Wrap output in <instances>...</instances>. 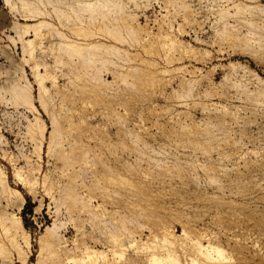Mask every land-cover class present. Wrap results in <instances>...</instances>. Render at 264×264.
<instances>
[{
  "label": "rangeland",
  "instance_id": "1",
  "mask_svg": "<svg viewBox=\"0 0 264 264\" xmlns=\"http://www.w3.org/2000/svg\"><path fill=\"white\" fill-rule=\"evenodd\" d=\"M7 1L0 0V175L4 178V180L1 178L2 182L0 180V217H5V219L9 217L12 218L13 214L11 215V213L17 211V207L14 205L15 198L14 196H11L12 191L10 190L11 188L18 189L24 197L18 215L20 217V222L28 231L30 245L27 247L28 250L26 247L24 248L23 244L21 245V248L17 245L18 248L21 250L23 249L22 251L19 250L17 246H15L16 242L13 244V241H11L12 238L8 240L9 236L2 233L1 221L4 219H0V244L3 246L2 248L0 246V264H34L37 257L38 236L46 226L52 224L54 221H56L55 223L58 226L57 232L59 233V236L63 238V241H66L64 242L66 248H77V246L83 248L85 246H91L92 244V246L96 248L105 249L106 245L110 243L111 237L122 231L121 228L126 224L130 225L131 229L134 227L133 230L140 231L142 238H145L149 233V227L147 225L150 224V226L153 227V225L156 224L154 226L155 231L159 235L162 232L159 226L164 223L175 232H179L182 226L185 225L188 235H190L189 232L191 234H200L201 232L200 236L204 233L203 236H206L201 238L203 239L202 242L207 243V241H210L212 244L214 243L215 246L224 248L227 252H230L233 255L234 260H236V263L238 262V264H264V99L263 97H260L264 95V0H257V2L254 0L256 5L253 3V0H245L248 5L244 1L241 2V4H243L240 5V2H237L236 0H215V2H211V0H185L184 2H182V0H118V2L122 1V5L118 2L113 3V0H106V2L105 0H100L101 2L99 0H80V3L76 2V0H59L58 3V0H51V3L49 0H27V2L24 3H29L27 5L23 3V10L20 8L21 6L18 10L17 6H19L20 2H17L18 5L15 4L17 8H14L15 5L10 6V2ZM63 1H65V3L68 2L62 4ZM135 2H137V8H135ZM38 3H40V6ZM75 3L78 5L80 4L79 6L81 8L75 6ZM43 4H45V9ZM111 4L114 7L116 6L115 4H119V7L121 5L119 8L121 12L118 10V7L110 8ZM126 4L128 6H126ZM251 4H254V6ZM258 4L259 6H257ZM34 5H37V7ZM51 5L53 7H51ZM235 5L241 6L240 9L244 8V10H236L239 9V7L237 8ZM27 6L31 10H26ZM57 7L61 8L63 11L61 12L60 9L57 10ZM122 7L126 10H122ZM84 8L87 10H84ZM107 8H110V10L109 13L105 15L108 12ZM116 8L120 14L115 12ZM79 9L80 11H78ZM250 9L254 10L251 12ZM70 10L71 14H68L70 13ZM235 10L237 13H234L236 12ZM21 11L22 13L27 12V18L23 17L25 14L22 15ZM42 11L45 14H43ZM56 11H59V13ZM248 11H250V14ZM114 12L116 15L120 16H117L118 18L124 17L122 15L125 14H131L132 25H135V20L144 25L145 32L141 30L144 34L142 32L138 33L137 31V37H139L141 33V39L139 38L138 40L139 42H137L138 38L136 37V32L132 30V26L131 29L129 28L128 30H132L131 32H134L135 35L130 33L132 38L129 36V31L125 28H128V25H123L125 24V21L123 20L125 18H122L124 22H121V24L123 23L122 28L126 30L120 28L122 33L125 35L126 32V36L129 37L125 36V39L123 34L120 33L123 40L122 38H120L121 40L118 39L120 36V28L118 33L116 31L117 29L114 30L116 31L114 33L119 35L118 38L115 37V40L112 39V37L111 39L110 37H106L103 30L107 29L109 32L111 31L109 27L113 24V26H116L119 22V20H115L116 23H112L114 22L112 20L116 17L113 16L115 15ZM30 13H32L33 16ZM62 13L63 16H65V19L60 21V17L61 19L63 18ZM86 13L89 15H86ZM251 13H256L255 19H253L255 17L253 15L255 14L252 15ZM100 15L102 17H99ZM251 15L253 17H251ZM34 16L36 17L34 18ZM57 16L59 19H57ZM70 16L73 18V22L72 19L69 18ZM41 17H43V19ZM167 17H171V19L168 20ZM76 18L77 20L79 19V24L80 22L82 23V21L83 23L86 22L89 18L90 21H88L91 26L90 24L87 26L88 23H85V31V26H80ZM84 18L87 19L84 21ZM36 19L39 21L43 20L42 23L40 22L41 25L38 23L40 26L37 24ZM96 19V22L99 24L95 22ZM101 19L103 21H101ZM110 20L112 22H110ZM252 20L253 22L251 24L249 21ZM46 21L47 25L45 24ZM107 21L108 23H106ZM16 22H21V24H16ZM48 22L52 27L48 25ZM74 22L76 23L73 24ZM128 22L130 21L127 20L126 23ZM167 22L173 23L174 26L172 24V26H170ZM24 23L28 24L26 25ZM92 23L95 25V29H100V33L98 32V29L96 30L97 35L96 32H94L95 35L93 34L92 37L91 35L94 29L92 28V33L88 32V34H91V37L86 34V36H89H87V38L84 33L83 35L86 38L83 39L82 34L79 33H83L82 31L87 33V28L93 27ZM63 24L66 25L64 26ZM119 24L120 23H118L117 26H120ZM30 25H35V31L36 28H40L39 32L42 31L40 32V38H38L39 36L36 38L39 32H35L33 28L31 29ZM74 25H78L79 28ZM98 25H101L102 27ZM159 25L161 26L160 28ZM224 25L227 27H224ZM228 25L229 27L230 25L233 26L232 29L230 27L231 31L229 30ZM26 27H29L26 31L27 33L24 32L25 29H27ZM222 27H224V33H222L221 36L220 34H217V30H222ZM20 28L25 29L22 31ZM69 28H72V30ZM148 28L152 34L154 33L153 35L148 32ZM225 28L230 32L225 31ZM75 29H77L79 37L77 32H75ZM79 30L81 31L79 32ZM246 30H248V35L251 32L255 33L253 34L254 37H252L253 35H249V38L245 37L248 36L245 35L247 34L245 32ZM15 31L17 32L15 33ZM32 32L36 35H32ZM108 32L107 36H110L111 33L108 35ZM225 32L227 34H225ZM244 32L245 34H243ZM19 33L22 37H20ZM74 33L76 36L73 35ZM114 33H112L111 36L115 35ZM16 34L19 35V39ZM155 34L157 35V39L156 37L154 38V36H156ZM223 34H225L226 37ZM240 34H243L245 39H243L244 37L240 36ZM70 35L73 36V40L70 38ZM62 36L64 37L62 38ZM238 36L240 37L238 38ZM94 37L95 39L97 38V40L100 38L98 43ZM151 37L153 38L152 40ZM29 38H31V40ZM127 38H130L131 44L128 43L129 40ZM75 39L78 41L79 46H77V41H75ZM124 39L126 43L123 42ZM144 39H148V41L144 42L146 41ZM154 39L155 41H158L154 43ZM171 39L173 40V43L171 42ZM23 40L24 42L26 41L27 44V41L35 42V48H30V55H27V50L25 48L27 47V44L22 43ZM84 40L85 44L86 41L87 43L88 41L91 43L88 44L91 48H89L87 44H82ZM100 40L101 44L99 43ZM257 40L260 42H257ZM142 41L144 45L142 44ZM69 42H71V44ZM137 43H140L142 49ZM147 43H151L150 47L152 45L154 48L151 47V50ZM62 44L64 47H62ZM190 44L193 45L192 49L195 47L193 50L188 49L190 48L189 46H191ZM82 45L84 47H82ZM146 45L148 47L147 49L145 47ZM85 46L90 49H88L89 51L93 48V51H100L99 49H101V54L99 52V55L94 54L93 57L91 56L93 54L92 52V54L88 56L90 52L88 51L87 54V50H84V48H87ZM119 47L121 49H119ZM183 47H186V49ZM23 49L26 51V54L23 53L25 52ZM107 49H118L119 51L117 50L118 54H116L114 50L113 54V51L110 52L109 50L108 54H112V56L110 55L109 57L105 52ZM143 49H149L151 51L149 52L148 50V54V52H145L144 50L143 54ZM138 50L141 51L142 54L140 52L139 55ZM74 51L77 52V55ZM121 51H123V55L121 54ZM124 51L125 55L128 54L129 57L127 55L124 56ZM170 51H173V54L172 52L170 54V56H173L171 58L169 56ZM176 51H179L180 54L178 55ZM163 52L164 54L167 52L166 55L168 57L166 55L164 56ZM81 53L83 55H81ZM68 54L71 56H68ZM182 54H185V56ZM79 55L82 56L79 57L80 60H78ZM115 55H120L118 57L116 56L118 59L117 61ZM175 55L176 59L174 58ZM86 56H88L89 59L92 57L94 59L96 58V61L97 56H101L102 59H104L103 61L106 62L107 60V62L104 63L103 61H97L96 63V61H93L95 62V65H91H94L95 68L94 66H90L88 61L85 62L88 58H86ZM138 56L139 58L146 59L147 62L144 59H140V61H144L145 66L155 57L156 59L154 58L153 61H159L156 64L158 67L161 65L163 69L155 67L157 65L155 64L154 66L153 63L155 62L153 61L151 62V65L155 68H152L151 65H147L144 69V65L142 64L143 61L142 63L139 61L142 66L138 62ZM68 58H71V60ZM82 58H85V60L83 61ZM132 58L133 60H131ZM75 60L76 63L83 61L81 62V65H85L84 67L82 66L83 69L89 65L91 71L87 68H85V70L87 69V71H90L91 75L89 72L83 70L80 64H76ZM165 60L170 62L167 63ZM231 61L237 62L236 64L239 66L236 71H230L228 73ZM84 62L85 64H83ZM68 63H70L69 66ZM179 65L182 66L180 67ZM242 65L245 67L243 68ZM77 66L81 67V70L83 71L77 68ZM148 66L151 67V69ZM33 67L37 68V72L35 71L36 75L39 74V77H42L41 81L39 80V83L38 81L36 82L35 78L37 76L34 74L35 68L33 69ZM44 67L45 69H43ZM246 67L254 73L252 74L251 72L244 71ZM73 69L75 72L78 70L76 73L81 72L79 73L80 75L82 74L83 76L86 74V76L84 75L82 78L76 80L75 77L80 76L75 73L76 76L73 77ZM97 70L100 73H97ZM132 70L135 71L132 72ZM140 70L142 71L141 73ZM146 70H150V72H147ZM45 71L46 73H44ZM143 71H146L147 73H144ZM151 72H155L153 76H151ZM87 73L88 78L90 77L89 79H91V81L87 79ZM93 73L95 74L93 75ZM126 73L128 74L126 75ZM148 73H150V75H148ZM42 74H45L43 75L44 77L41 76ZM46 75L47 77L49 75L51 76L47 78ZM52 75L55 76L52 77ZM97 76L101 78V80H99ZM149 76L152 80L154 78V80L152 81L149 79L150 82H147V77ZM39 77L37 79H39ZM94 77H96V80ZM124 77H126V80ZM182 77H184L185 80L184 78L182 79ZM145 78H147L146 82L148 84L144 83ZM156 78L157 80L155 83ZM141 79L144 81L140 82L139 80ZM111 80L114 81L116 86H114V83ZM96 81L98 84L100 83L99 86L95 83ZM25 82L26 85L24 84ZM40 82L42 83L40 84ZM37 83L44 87V92L42 91L44 94L41 95V90L40 93L37 91L39 90L37 88H41V86L37 87ZM28 84H30L28 87L30 89L29 91L28 88H23ZM92 86L95 92L92 91ZM18 87L23 89H18ZM137 87L138 89L140 88L139 93ZM182 87L187 88L183 89ZM18 90L21 93H17ZM23 90L25 92H22ZM26 90L30 92L28 95H25ZM90 91L94 94L87 93ZM113 93L116 96H114ZM19 94L22 100L20 99L17 101L20 98ZM39 94L42 97L39 96ZM29 95H31V97H29ZM25 96L28 97L29 100L26 101L27 103L24 102V105L22 102L27 99H25ZM16 98L18 99L14 100ZM30 98L32 100L30 102L32 105L30 103L28 104ZM42 100L43 103L45 101L44 104L42 103ZM121 101L124 102L123 106L120 104ZM118 103L120 105H118ZM32 106H34V108ZM31 107L32 110H30ZM113 107L115 108V112L113 111ZM33 109H35L36 113ZM37 113L43 120L44 128L42 127L40 132L38 131V133H35V139L34 133H32V135L30 134L32 131L30 130L31 132H29L28 122L29 120L34 119V117L39 116ZM50 115H54V118ZM116 115H118V117ZM66 116L68 119H66ZM119 117H121V120ZM122 118H125L124 121ZM78 119L80 122H77L79 121ZM194 121L195 124H198L200 127L201 125L204 126V124L208 125H205L207 126L206 129L205 126L191 129L196 126L195 124L194 126L191 125ZM71 122L75 125L73 124V126ZM184 124L188 125L185 126L187 129L189 128L193 130L192 135H187L185 131H183L182 128H184ZM68 127L70 129L72 128L70 130V135L68 133ZM208 127L211 128L209 129ZM185 129L186 128H184V130ZM27 130L29 133H27ZM51 132H54V137ZM179 132L181 134H179ZM131 133L133 135H131ZM38 134H42L44 137H42V135L39 136ZM216 134H218V136ZM137 135L140 139L139 137H136ZM39 137H42L41 139L43 140ZM49 138L55 140H52V142ZM133 139L134 141H132ZM48 140H50L49 142H52V145L51 143H48ZM46 142L48 143L49 148ZM54 142L57 144L53 145ZM50 145L53 148H51ZM163 146H165V148ZM48 150L50 151L48 152ZM152 151H155V153ZM163 152H165V154ZM166 158L168 159L166 160ZM149 161L151 163L148 164V167L147 163ZM161 165L162 167H160ZM150 167L153 168L150 169ZM19 172L24 180L21 178ZM120 173H124L127 176L124 178L125 175L122 174V176ZM104 174H116V176L119 174L118 176H122L123 179H128L131 182V185L123 180L124 182H121V187L122 190L125 189L124 192L120 190L121 187L120 189L118 187V185L120 186V183L118 184L115 182V185L114 183L111 185L112 187L110 185L107 186L110 189H101V184L103 183L101 180H98V177L102 179L101 177ZM3 175L5 176L3 177ZM212 178H214V180ZM96 180L99 181L98 183L100 184L98 185L100 188L97 186ZM216 180L217 183L215 182ZM3 181L6 183V186L4 185V187L2 185L4 184ZM123 183L127 184L122 185ZM113 185L115 187H113ZM2 187L6 189H3ZM3 190H7L11 195L9 196V193H7V191L4 192ZM104 193L108 194L104 195ZM103 196L106 197V201L109 199L107 204H110H106V206L109 207V211L106 209L108 213H106V211L104 212L106 216H104L102 212L96 210V204L101 201ZM113 198L114 200L112 201ZM139 198L141 199V202H139V200L137 202V199ZM128 199L130 201H128ZM114 205H116V209L114 208ZM94 206L95 209L93 208ZM87 207L88 210L86 209ZM126 208L128 210H126ZM111 209L113 210L110 211ZM97 212L102 214L99 216ZM97 217L101 220L105 217H109L111 220L105 218L106 220L103 219V221H101ZM115 217L117 218L115 219ZM126 217L127 220H129L125 224L124 221L126 220L123 219ZM119 218L121 219L120 221H123L120 222L118 220ZM115 222H117V224ZM123 223L125 225H123ZM157 224H159V226ZM113 226H115V228L116 226L121 227L120 229L119 227L116 228L117 230L115 231L118 233H115ZM109 232L113 235H109ZM209 235L214 239H208V237H210ZM159 238L160 236L157 237L158 240ZM204 238H207L206 241ZM177 239L181 240L179 241ZM177 239H175L176 242L173 244H175V250L180 252L182 249H180L181 247L178 248V245L181 244L177 245V241L184 244V246H182L183 244L181 245L182 247H185L188 244H186L185 241L182 242V240L185 239L183 237ZM141 240L134 244H139V248L136 251L133 249L136 253H133L132 249L129 248L130 250L128 249V251L125 252L120 264H147L146 262L150 259L147 255L152 257L153 255L160 256L165 253L166 246L162 248L164 242H161L163 239H160V242L158 241L156 243L160 249H155L157 253L154 251L152 255H150L152 252H149V249H147L149 247H146L147 245L144 243L145 241L141 243ZM141 247H143V249H141ZM17 249L19 251H17ZM47 249L44 250L47 251ZM63 249L64 248L61 247L59 253L62 256H65L68 250ZM48 251H50V249H48ZM23 252L26 257H24L25 255ZM180 253L183 254V251ZM180 253L177 254V256L181 262H184V257H181L182 254ZM20 254L22 255V258L19 256ZM124 258L129 259L126 261ZM46 259H48V261L46 260L48 263L53 262H51V258ZM56 261L53 263L58 264V262H60L58 260ZM43 262L44 261H42V263ZM47 262H45V264H48Z\"/></svg>",
  "mask_w": 264,
  "mask_h": 264
},
{
  "label": "bare ground",
  "instance_id": "2",
  "mask_svg": "<svg viewBox=\"0 0 264 264\" xmlns=\"http://www.w3.org/2000/svg\"><path fill=\"white\" fill-rule=\"evenodd\" d=\"M6 1H7V0H6ZM22 1H23V2H22ZM31 1H34V0H31ZM39 1H40V0H39ZM42 1H43V0H42ZM47 1H48V0H47ZM53 1H54V0H53ZM65 1H66V0H65ZM65 1H63L62 4L65 3ZM81 1H83V0H81ZM85 1H86V0H85ZM85 1H84V2H85ZM96 1H97V0H96ZM96 1H95V2H96ZM99 1H100V0H99ZM184 1H185V0H182V2H184ZM187 1H192V0H187ZM187 1H186V2H187ZM236 1H237V2H240V3H239L240 5L243 4V3L241 4V2H243V1L245 2V0H236ZM249 1H250V0H249ZM251 1H252V0H251ZM7 2H10V3H9L10 6H14L15 4H17V2H20L19 6H17V7H18V10H19L20 8L24 7V6H23V5L25 4L24 2H27V0H26V1H25V0H10V1L8 0ZM36 2H37V1H36ZM44 2H45V1H44ZM49 2L51 3L52 1L49 0ZM55 2H56V1H55ZM58 2H59V0L57 1V3H58ZM67 2H68V1H67ZM67 2H66V3H67ZM76 2L80 3V0H79V1L76 0ZM100 2H101V1H100ZM105 2H106V0H105ZM114 2L116 3V2H118V0H117V1H114V0H113V3H114ZM121 2H122V1H121ZM121 2L119 1L118 3L120 4ZM133 2H134V1H133ZM139 2H140V1H139ZM182 2H181V3H182ZM211 2H215V0H214V1L211 0ZM216 2H217V1H216ZM237 2H236V3H237ZM246 2H247V1H246ZM246 2H245V3H246ZM256 2H257V0H256ZM23 3H24V4H23ZM28 3H29V2H28ZM28 3H26L25 5H27ZM41 3H42V2H41ZM50 3H49V4H50ZM57 3H56V5H57ZM66 3H65V4H66ZM69 3H70V2H69ZM82 3H83V2H82ZM82 3H81V4H82ZM107 3H108V2H107ZM136 3H137V2H135V5H136ZM234 3H235V2H234ZM245 3H244V4H245ZM250 3H252V2H250ZM253 3H254V0H253ZM7 4H8V3H7ZM9 4H8V6H9ZM53 4H54V3H53ZM73 4H74V3H73ZM83 4H84V3H83ZM90 4H91V3H90ZM98 4H99V3H98ZM98 4H97V5H98ZM100 4H101V3H100ZM102 4H103V3H102ZM119 4H118V5H119ZM133 4H134V3H133ZM133 4H132V5H133ZM237 4H238V3H237ZM237 4H236V5H237ZM239 4H238V5H239ZM246 4H247V3H246ZM246 4H245V5H246ZM254 4H255V3H254ZM254 4H251V5L254 6ZM17 5H18V4H17ZM38 5L40 6V3H38ZM43 5H44V9H45V4H43ZM79 5H80V4H79ZM79 5L75 3V6H79ZM92 5H93V4H92ZM115 5H116L115 7H118V10H120L119 8L121 7L122 3H121V5H120V7H119L117 4H115ZM123 5H124V4H123ZM236 5H235V6H236ZM247 5H248V4H247ZM249 5H250V4H249ZM255 5H256V4H255ZM20 6H21V7H20ZM28 6H29V5H28ZM28 6L26 7V10H27V9H30V8H28ZM34 6H35V5H34ZM57 6H58V5H57ZM67 6H68V5H67ZM82 6H83V5H82ZM85 6H87V5H85ZM85 6H84V7H85ZM107 6H108V4H107ZM126 6H128V5L126 4ZM133 6H134V5H133ZM257 6H259V4H258ZM17 7H16V5L14 6V8H17ZM19 7H20V8H19ZM35 7H37V5H36ZM51 7H53V6L51 5ZM69 7H70V6H69ZM79 7H80V6H79ZM88 7H89V6H88ZM91 7H95V6H91ZM91 7H90V8H91ZM103 7H105V6H103ZM108 7H109V6H108ZM113 7H114V6L111 4V5H110V8H113ZM115 7H114V8H115ZM124 7H125V6H124ZM236 7H237V8L239 7V9H236ZM236 7H235L236 10H240V11H241V10H244V8L240 9L241 6H236ZM242 7H243V6H242ZM33 8H34V7H33ZM72 8H73V7H72ZM72 8H71V9H72ZM80 8H81V7H80ZM110 8H109V9L107 8V9H108V12L106 13V11H105V13H106L105 15H107V14L109 13ZM122 8H123V7H122ZM128 8H129V7H128ZM135 8H137V5H136ZM245 8H246V6H245ZM249 8H250V7H249ZM24 9H25V8H24ZM58 9H60L61 12L63 11L61 8H58V7H57V10H58ZM67 9H68V8H67ZM92 9H93V8H92ZM100 9H101V7H100ZM124 9H125V8H123L122 10H124ZM129 9H130V8H129ZM261 9H262V7H261ZM13 10H14V9H13ZM16 10H17V9H16ZM22 10H23V8H22ZM30 10H31V9H30ZM82 10H83V8H82ZM84 10H87V9L84 8ZM104 10H105V9H104ZM104 10H103V11H104ZM111 10L114 11L113 9H111ZM116 10H117V8L115 9V12H116V13L118 12V14H120L119 11H118V10L116 11ZM125 10H126V9H125ZM236 10H235V11H236ZM250 10H251V9H250ZM252 10H254V9H252ZM252 10H251V12H252ZM255 10H256V8H255ZM10 11H11V10H10ZM36 11H37V10H36ZM64 11H65V10H64ZM68 11H69V10H68ZM72 11H74V10H72ZM78 11H80V9H79ZM93 11H94V9H93ZM222 11H223V10H222ZM225 11H226V10H225ZM240 11H238V12H240ZM29 12H30V11H29ZM29 12H28V13H29ZM32 12H33V11H32ZM44 12H45V11H44ZM56 12L59 13V11H56ZM81 12H86V11H81ZM81 12H79V13H81ZM95 12H96V11H95ZM95 12H94V13H95ZM115 12H114V13H115ZM120 12H121V10H120ZM246 12H247V10H246ZM249 12H250V11H248V13H249ZM263 12H264V11H263ZM21 13H22V11H21ZM39 13H40V11H39ZM39 13H37V14H39ZM42 13H43V11H42ZM58 13H57V14H58ZM66 13H67V12H66ZM74 13H75V12H74ZM74 13H73V14H74ZM89 13H90V11H89ZM91 13H92V11H91ZM116 13H115V15H113V16H116V17L118 16V17H120L119 15H116ZM125 13H126V12H125ZM223 13H224V11H223ZM234 13H237V11L234 12ZM241 13H242V12H241ZM241 13H240V14H241ZM248 13H246V14H248ZM23 14H25V16H23V17L27 18V17H26V16L28 15L27 12H25V13L23 12L22 15H23ZM26 14H27V15H26ZM30 14H32V13H30ZM30 14H29V15H30ZM33 14H34V12H33ZM33 14H32V16H33ZM43 14H45V13H43ZM43 14H42V15H43ZM60 14H61V13H60ZM60 14H59V15H60ZM68 14H71V10H70V13H68ZM75 14H76V13H75ZM112 14H113V13H112ZM122 14H123V13H122ZM166 14H167V13H166ZM166 14H165V15H166ZM225 14H226V12H225ZM240 14H239V15H240ZM249 14H250V13H249ZM251 14H252V13H251ZM253 14H255V15H253ZM253 14H252V15L255 16L253 19H255V18H256V13H253ZM42 15H41V16H42ZM47 15H48V14H47ZM59 15H58V16H59ZM77 15H78V14H77ZM81 15H82V14H81ZM86 15H89V14L86 13ZM94 15H95V14H94ZM101 15H103V14H101ZM101 15H100L99 17H102ZM110 15H111V14H110ZM130 15H131V14H125V15H122V16H124V17H122V18H125V19H127L128 21H130V22H128V23H126L127 20L123 19V20L125 21V22H124V21L122 20V18H118V17H117L118 19L115 17L116 19L114 18V20H112V21H114V22H112V21L110 20V22H112V23H116L115 20H119L118 23H120V24H119L120 26H117V24H118V23H117L116 26H113V25H114V24H113V25L110 26L111 28L109 27V29H111L112 32H111V31L108 32V30L106 29V27H104V25H103L104 23H103L102 26H103L106 30H103V29H102V30H103V32H105L106 37H110V39H111V37H112V39H114V40H115V37L118 38V36H119V35L117 34V33H118V30H119L120 27L122 28L123 25H126V26L128 25V28L124 26L127 30H128L129 28L131 29V26H132V30H133L134 32H136V33H135V34H136V37H137V31H138V33H139V32H142L141 30L144 31V25L141 24V23H138L137 20L134 21V22H135V25H134V24H133L134 26L132 25V22H131V20H132L131 17H132V16H130ZM132 15H133V14H132ZM134 15H135V13H134ZM252 15H251V17H253ZM32 16H31V17H32ZM54 16L56 17L55 14H54ZM58 16H57V19H59ZM66 16H67V15H66ZM78 16H79V15H78ZM82 16H83V15H82ZM222 16H225V15H222ZM226 16H227V15H226ZM35 17H36V16H34V18H35ZM62 17H63L62 19H61V17H60V21H61V20L63 21V19H65V18H64L65 16H63V13H62ZM74 17H75V16H74ZM84 17H86V16H84ZM87 17H88V16H87ZM41 18L43 19V17H41ZM69 18H71V16H70ZM93 18H94V16H93ZM97 18H98V17H97ZM104 18H105V16H104ZM38 19H39V18H38ZM42 19H41V20H42ZM67 19H68V18H67ZM71 19H72V22H73V18H71ZM85 19H87V18H84L83 20L85 21ZM108 19H109V18H108ZM112 19H113V17H112ZM120 19H121V21H120ZM133 19H134V18H133ZM167 19L170 20L171 17H167ZM187 19H188V18H187ZM251 19H252V18H251ZM25 20H26V19H25ZM36 20H37V19H36ZM48 20H49V19H48ZM74 20H75V19H74ZM76 20H77V18H76ZM78 20H79V19H78ZM78 20H77V22H78ZM88 20H89V18H88ZM88 20H86V22H84V23H83V21L81 20L82 23H83L84 25H83L81 22H80V24H79V22H78V24H79L80 26H81V25H82L83 27L85 26V28H84L85 31H86V24L88 23L87 26L90 24V22H89L90 20H89V21H88ZM99 20H100V19H99ZM99 20H98V21H99ZM256 20H257V19H256ZM27 21H28V20H27ZM42 21H43V20H42ZM42 21L37 20L36 22H37V24H38V23L40 24V22L42 23ZM44 21H45V19H44ZM51 21H52V20H51ZM51 21H50V22H51ZM58 21H59V20H58ZM58 21H57V22H58ZM60 21H59V22H60ZM65 21H66V20H65ZM68 21H69V20H68ZM68 21H67V22H68ZM96 21H97V19L95 20V22H96ZM101 21H103V20L101 19ZM105 21H106V19H105ZM165 21H166V20H165ZM17 22H19V21H17ZM17 22H16V24H21V22H20V23H17ZM36 22H35V23H36ZM57 22H56V23H57ZM92 22H93V21H92ZM95 22H94V23H95ZM99 22H100V21H99ZM121 22H124L125 24L122 23V24H123V25H122ZM170 22H171V21H170ZM249 22H251V24H252L253 20H252V21H249ZM249 22H248V23H249ZM258 22H259V21H258ZM31 23H32V22H31ZM46 23H47V21L45 22V24H46ZM64 23H65V22H64ZM75 23H76V22H74L73 24H75ZM85 23H86V24H85ZM96 23H98V22H96ZM106 23H108V21H107ZM22 24H23V22H22ZM24 24H26V23H24ZM27 24H28V23H27ZM27 24H26V25H27ZM39 24H38V25H39ZM43 24H44V23H43ZM92 24H93V23H92ZM98 24H99V23H98ZM167 24H170V26H172V25L174 26L173 23H169V22H167ZM167 24H166V25H167ZM171 24H172V25H171ZM224 24H225V23H224ZM249 24H250V23H249ZM32 25H33V23H32ZM32 25H30V26H31V29L33 28V30L35 31V28H34L35 25H34V26H32ZM40 25H41V24H40ZM40 25H39V26H40ZM46 25H47V24H46ZM48 25H50L49 22H48ZM56 25H58V24H56ZM56 25H55V26H56ZM61 25H62V24H61ZM63 25H64V24H63ZM65 25H66V24H65ZM65 25H64V26H65ZM96 25H97V24H96ZM108 25H109V24H108ZM129 25H130V27H129ZM225 25H226V24H225ZM225 25H224V27H227V26H225ZM232 25H234V24H232ZM232 25H230L231 29H232V27H233ZM257 25H258V24H257ZM21 26H22V25H21ZM42 26H43V25H42ZM50 26L52 27V25H50ZM74 26H75V25H74ZM74 26H73V27H74ZM77 26H78V25H77ZM77 26H75V27H77ZM90 26H91V24H90ZM98 26H101V25H98ZM102 26H101V27H102ZM112 26L115 27V28H113ZM13 27H14V26H13ZM19 27H20V26H19ZM24 27H25V26H24ZM36 27H37V25H36ZM69 27H70V26H69ZM71 27H72V26H71ZM116 27H117V28H116ZM160 27H161V26L159 25V28H160ZM177 27H178V26H177ZM177 27H176V28H177ZM224 27H222V28H221L222 30H220V31L217 30V32H218L217 34H220V35H221L222 33H224ZM230 27H229V25H228V28H229V30L231 31ZM256 27H257V26H256ZM256 27H255V29H256ZM17 28H18V26H17ZM17 28H15V29H17ZM22 28H23V26H22ZM26 28H27V27H26ZM53 28H55V27H53ZM78 28H79V26H78ZM92 28H94V29H93V33H92V31H91ZM96 28H98V27H96ZM112 28H113V30H112ZM121 28H120V30H119V34L122 33ZM159 28H158V29H159ZM178 28H179V27H178ZM260 28H261V27H260ZM13 29H14V28H13ZM18 29H19V28H18ZM20 29H21V28H20ZM24 29H25V28H24ZM24 29H21V30L23 31ZM28 29H29V27H28L27 29H25L24 32H26ZM39 29H40V28H36V31L39 32ZM58 29H59V28H58ZM60 29H61V28H60ZM67 29H68V27H67ZM69 29L72 30V28H69ZM82 29H83V28H82ZM84 29H83V30H84ZM88 29H90V30H88ZM98 29H99V28H98ZM98 29H95V25L93 24V27H90V28L88 27V28H87V33L84 32V31H82L83 33H79V34H82L83 39H85L88 35H89V36L91 35V34H88V32H89V33H92L91 36L93 37L94 32H96V35H97V31H96V30H98ZM116 29H117V30H116ZM122 29H123V28H122ZM126 29H123V30H126ZM145 29H147V28H145ZM170 29H172V28H170ZM233 29H234V28H233ZM247 29H249V28H247ZM33 30H32V31H33ZM42 30H43V29H42ZM56 30H57V28H56ZM71 30H70V31H71ZM114 30L117 31L116 34L114 33V32H116V31H114ZM132 30H130V31L128 30V31H129L128 33H129V34L132 33V32H131ZM149 30H150V29L148 28V32H150ZM159 30H160V29H159ZM178 30H179V29H178ZM229 30L225 28V31L228 32ZM253 30H254V28H253ZM17 31H18V30H17ZM17 31H15V33H16ZM22 31H20V32H22ZM34 31H33V32H34ZM36 31H35V32H36ZM62 31H63V30H62ZM80 31H81V30H79V32H80ZM90 31H91V32H90ZM99 31H100V29L98 30V32H99ZM120 31H121V32H120ZM146 31H147V30H146ZM221 31H223V32H221ZM230 31H229V32H230ZM249 31H250V30H249ZM33 32H32V35H34ZM40 32H42V31H40ZM40 32L38 33V35L36 36V38H37L38 36H39L38 38H40V36H41ZM67 32H68V31H67ZM73 32H74V29H73ZM75 32H77V35H78V31H77V29H75ZM107 32H108V35L111 33L110 36H107ZM134 32L132 33V35H135ZM144 32H145V31H144ZM245 32H246L247 34H245ZM245 32H244L243 34L248 35V30H246ZM250 32H251V31H250ZM253 32H254V31H253ZM22 33H23V32H22ZM26 33H27V32H26ZM63 33H64V32H63ZM69 33H70V32H69ZM69 33H68V34H69ZM84 33H85V34H84ZM99 33H100V32H99ZM99 33H98V34H99ZM101 33H102V32H101ZM112 33L115 34V35H113L114 38H113V36H111ZM142 33H143V32H142ZM251 33H252V32H251ZM251 33L249 34L250 36L253 35V34H255V33H252V34H251ZM258 33H259V32H258ZM17 34H18V33H17ZM17 34H16V35H17ZM19 34H20V33H19ZM23 34H24V33H23ZM39 34H40V35H39ZM83 34H84L85 36H86V34H88V35L85 37ZM102 34H103V33H102ZM122 34H123V33H122ZM143 34H144V33H143ZM146 34H147V32H146ZM150 34H152V33L150 32ZM153 34H154V33H153ZM153 34H152V35H153ZM225 34H227V33L225 32ZM225 34H223V35L226 37ZM228 34H230V33H228ZM243 34H242V35L240 34V36H243ZM259 34H260V33H259ZM35 35H36V34H35ZM35 35H34V36H35ZM60 35H61V33H60ZM71 35H72V34H71ZM71 35H70V36H71ZM73 35L76 36L75 33H74ZM94 35H95V34H94ZM103 35H104V34H103ZM116 35H117V36H116ZM127 35H128V34H127ZM132 35L130 34L129 36H131V38H132ZM155 35H156V34H155ZM249 35H248V36H245V37H248V38H249ZM18 36H19V35H17V38H18ZM70 36H69V37H70ZM80 36H81V35H80ZM89 36H88V37H89ZM91 36H90V37H91ZM123 36H124V38H125V36H126V32H125V35L123 34ZM129 36H126V37H129ZM140 36H141V33H140ZM140 36L137 37V38H138V39H137V42H139L138 40H139ZM147 36H148V34H147ZM147 36H146V37H147ZM221 36H222V35H221ZM227 36H228V35H227ZM240 36H238V38H239ZM258 36H259V35H258ZM260 36H261V35H260ZM20 37H22L21 34H20ZM20 37H19V38H20ZM63 37H64V36H62V38H63ZM69 37H68V38H69ZM72 37H73V36H71L70 38L73 40L74 38H72ZM78 37H79V35H78ZM78 37H77V38H78ZM82 37H81V38H82ZM88 37H87V38H88ZM99 37H100V35H99ZM101 37H102V36H101ZM155 37H156V39H157V35L154 36V38H155ZM243 37H244V36H243ZM245 37H244L243 39H245ZM252 37H254V35H253ZM19 38H18V39H19ZM25 38H26V36H25ZM33 38H34V37H33ZM33 38H32V39H33ZM104 38H105V36H104ZM120 38H122V40H123V37L121 36V34H120V36H119L118 39H120ZM133 38H134V37H133ZM170 38H171V37H170ZM172 38H173V37H172ZM241 38H242V37H241ZM257 38H258V37H257ZM21 39H22V38H21ZM29 39L31 40V38H29ZM29 39H28V40H29ZM71 39H69V40H71ZM94 39H95V37H94ZM99 39H100V38H99ZM99 39H98V40H99ZM105 39H106V38H105ZM118 39H117V40H118ZM125 39H126V38H125ZM125 39H124L123 42H125ZM127 39L129 40V42H128V41H127V42H128L129 44H131V43H130V42H131L130 38H127ZM140 39H141V38H140ZM142 39H143V37H142ZM152 39H153V38L151 37V40H152ZM168 39H169V38H168ZM258 39H259V38H258ZM260 39H261V38H260ZM62 40H63V39H62ZM67 40H68V39H67ZM67 40H66V42H67ZM89 40H90V39H89ZM95 40H97V38H96ZM98 40H97V43H98ZM101 40H102V39H101ZM101 40H100V42H99L100 44H101ZM114 40H113V41H114ZM120 40H121V39H120ZM144 40H146V39H144ZM151 40H150V41H151ZM248 40H249V39H248ZM253 40H254V38H253ZM262 40H263V39H262ZM34 41H36V40H34ZM60 41H61V40H60ZM75 41H77V40L75 39ZM79 41H80V40H79ZM118 41H119V40H118ZM133 41H134V40H133ZM147 41H148V39H147L146 41H144V42H147ZM157 41H158V40H157ZM157 41H155V39H154V43L157 42ZM159 41H162V40H159ZM166 41H168V40H166ZM180 41H181V40H180ZM244 41H245V40H244ZM244 41H243V42H244ZM258 41H259V40H257V42H258ZM27 42H28V44L26 43V41H25V42H24V40L22 41V43H24V44L26 43V44H27V47H28V48L25 47V46H24V47H25L26 50H27V55H30L29 52H30V50L32 49V47L35 48V44H34L35 42H33V41H31V42H30V41H27ZM32 42H33V43H32ZM66 42H65V43H66ZM71 42H72V41H71ZM71 42H69V43L71 44ZM95 42H96V41H95ZM135 42H136V38H135ZM140 42H141V41H140ZM171 42L173 43V40H172V39H171ZM182 42H183V41H182ZM248 42H249V41H248ZM248 42H247V43H248ZM254 42H255V41H254ZM259 42H260V41H259ZM63 43H64V42H63ZM72 43H74V42H72ZM75 43H76V42H75ZM83 43L85 44V40L82 42V44H83ZM89 43H90L89 41H88V43H87V41H86V44H87V45H88ZM105 43H107V42H105ZM111 43H112V42H111ZM120 43H121V42H120ZM125 43H126V42H125ZM148 43H149V42H148ZM148 43H147L148 47L151 48V47H152V45H151V47H150V44H151V43H150V44H148ZM241 43H242V40H241ZM67 44H68V43H67ZM76 44H77V46H79V45H78V41H77ZM80 44H81V43H80ZM86 44H85V45H86ZM90 44H91V43H90ZM95 44H96V43H95ZM107 44H108V43H107ZM135 44H136V43H135ZM137 44L140 45V43H137ZM142 44H143V41H142ZM152 44H153V43H152ZM258 44H259V43H258ZM72 45H73V44H72ZM102 45H103V44H102ZM115 45H116V44H115ZM143 45H144V44H143ZM143 45H142V47H143ZM147 45L145 46L146 49L148 48ZM190 45H191V44H190ZM58 46H59V44H58ZM65 46H66V44H65ZM73 46H74V45H73ZM93 46H94V45H93ZM97 46H99V45H97ZM110 46H111V44H110ZM113 46H114V45H113ZM116 46H117V45H116ZM187 46H189V45H187ZM192 46H193V45L189 46L190 48H188V49H192ZM62 47H64L63 44H62ZM68 47H71V46H68ZM80 47H81V46H80ZM82 47H84V46L82 45ZM85 47H87V46H85ZM88 47H89V45H88ZM88 47H87V48H84V50H85V49L87 50V54H88V51L90 50L89 48H91V47H89V48H88ZM100 47H101V46H100ZM100 47H99V48H100ZM105 47H106V46H105ZM30 48H31V49H30ZM60 48H61V47H60ZM72 48H73V47H72ZM103 48H104V47H103ZM106 48H107V47H106ZM111 48H112V47H111ZM115 48H117V47H115ZM122 48H123V47H122ZM140 48H141V45H140ZM140 48H139V49H140ZM152 48H154V47H152ZM152 48H151V50H152ZM183 48H184V47H183ZM194 48H195V47H194ZM194 48H193V49H194ZM63 49H64V48H63ZM66 49H67V48H66ZM74 49H75V48H74ZM79 49H80V48H79ZM88 49H89V50H88ZM96 49H97V48H96ZM119 49H121V48L119 47ZM141 49H142V48H141ZM146 49H143L142 52H143L144 50H145V52H146V51L148 52L149 49H148V50H146ZM184 49H186V47H185ZM188 49H187V50H188ZM193 49H192V50H193ZM23 50H24V49H23ZM70 50H71V49H70ZM82 50H83V49H82ZM84 50H83V52H84ZM86 50H85V51H86ZM93 50H94V48L91 49V51H89L90 54H89L88 56H90V55L92 54V52H93V54H92L91 56H93L94 54H95V55H97V54L99 55V52H100V54H101V51H102L101 49H99L100 51H96V50H95L96 52L93 51ZM103 50H104V49H103ZM109 50H110V49H109ZM109 50H108V49H107V51L105 50L106 54H108ZM114 50H115L116 54H118V52H117L118 49H117V50H116V49L110 50V52L113 51V54H114ZM124 50H125V49H124ZM151 50H149V52H150ZM24 51H25V50H24ZM59 51H60V50H59ZM66 51H67V50H66ZM118 51H119V50H118ZM138 51H139V50H138ZM159 51H160V50H159ZM166 51H168V50H166ZM179 51H180V50H179ZM179 51H178V52L176 51L178 55H179L180 52H181V51H180V52H179ZM68 52H69V50H68ZM71 52H72V51H71ZM74 52H76V51H74ZM105 52H104V54H105ZM136 52H137V50H136ZM140 52H141V51H139V55H140ZM142 52H141V54H142ZM149 52H148V54H149ZM171 52H172V54H173V51H170V52H169V56H170ZM174 52H175V51H174ZM23 53L26 54V51L23 52ZM63 54H64V52H63ZM69 54H70V52H69ZM69 54H68V56H71V55H69ZM119 54H120V52H119ZM121 54L123 55V51H121ZM121 54H120V55H121ZM135 54H136V53H135ZM143 54H144V52H143ZM146 54H147V53H146ZM152 54H153V52H152ZM154 54H155V51H154ZM154 54H153V55H154ZM163 54H164V52H163ZM166 54H167V52H166ZM166 54H164V56H165ZM177 54H176V55H177ZM252 54H253V53H252ZM252 54H251V55H252ZM59 55H61V54H59ZM76 55H77V52H76ZM81 55H83V54L81 53ZM81 55L78 56V60H80L79 57H80ZM110 55L112 56V54H108L109 57H110ZM120 55H115V57H116V56L118 57V56H120ZM122 55H121V56H122ZM126 55L128 56V54H126ZM126 55H125V51H124V56H126ZM132 55H133V54H132ZM137 55H138V54H137ZM176 55H175V57H174L175 59H176ZM182 55L185 56V54H182ZM182 55H180V56H182ZM186 55H187V52H186ZM68 56H67V57H68ZM72 56H73V54H72ZM84 56H85V55H84ZM84 56H83V57H84ZM88 56H86V58H87ZM103 56H104V55H103ZM108 56H107V57H108ZM134 56H136V55H134ZM141 56H144V55H141ZM147 56H149V55H147ZM151 56H152V55H151ZM151 56H150V57H151ZM154 56H155V55H154ZM166 56H167V55H166ZM184 56H183V57H184ZM60 57H61V56H60ZM63 57H64V56H63ZM73 57H74V56H73ZM76 57H77V56H76ZM81 57H82V56H81ZM93 57H94V56H93ZM93 57L91 58V59H93V60L89 59V57H88L86 60H85V58H82V59H83V61L85 60V62L88 61L89 64H90V66H94V65H95L94 63H95V62H93V61H96V60H95L96 58L94 59ZM95 57H96V56H95ZM100 57H101V56H100ZM100 57L97 56V61H99V62L104 60V59H102V57H101V59H100ZM117 57L115 58L116 61L118 60ZM122 57H123V56H122ZM128 57H129V56H128ZM155 57H156V56H155ZM155 57H154V58H155ZM162 57H163V56H162ZM167 57H168V56H167ZM171 57H173V56H170V58H171ZM253 57H254V56H253ZM64 58H65V57H64ZM64 58H63V59H64ZM104 58H105V57H104ZM113 58H114V57H113ZM123 58H124V57H123ZM125 58H126V57H125ZM146 58H147V57H146ZM154 58H153V59H154ZM164 58H165V57H164ZM68 59L71 60V58H68ZM99 59H100V60H99ZM105 59H106V58H105ZM108 59H109V58H108ZM127 59H129V58H127ZM137 59H139L138 62L140 61V59H144V60L146 61L145 58H139V56H138ZM148 59H149V58H148ZM148 59H147V60H148ZM153 59L151 60V62L153 61ZM155 59H156V58H155ZM165 59H166V58H165ZM57 60H59V59H57ZM57 60H56V61H57ZM70 60H68V61H70ZM89 60H91L92 62L89 61ZM121 60H122V59H121ZM121 60H120V61H121ZM123 60H124V59H123ZM125 60H126V59H125ZM131 60H133V58H132ZM59 61H62V60H59ZM64 61H65V60H64ZM83 61H79L78 63H76V60H75V63H76V64H80L81 67H82V66L84 67L85 65H81V64H82L81 62H83ZM97 61H96V63H97ZM108 61H109V60H108ZM129 61H130V60H129ZM142 61H143V60H141L140 62L142 63ZM149 61H150V60H149ZM149 61H148V62H149ZM85 62H84L83 64H85ZM103 62L106 63L107 60H106V62H105V61H103ZM140 62H139V64H140ZM146 62H147V61H146ZM151 62H150L149 64L147 63L146 66H147V65L150 66V65H151ZM153 62H155V63H153L154 66H155V64H156L157 62H159V61L156 62V60H154ZM165 62H167V60H165ZM168 62H170V61H168ZM168 62H167V63H168ZM62 63H63V62H62ZM70 63H71V62H70ZM70 63H68V66H69ZM75 63H74V64H75ZM112 63H113V62H112ZM126 63H127V62H126ZM132 63H133V62H132ZM236 63H237V62H232V61L230 62V64H229V65H230V66H229L230 69H229L228 73H229L230 71H236L237 67L239 66V65L236 64ZM35 64H36V63H35ZM59 64H60V63H59ZM63 64H64V63H63ZM63 64H62V65H63ZM65 64H66V63H65ZM72 64H73V62H72ZM72 64H71V65H72ZM91 64H94V65H91ZM109 64H110V63H109ZM114 64H115V63H114ZM121 64H123V63H121ZM127 64H128V63H127ZM136 64H137V63H136ZM142 64L144 65V61H143ZM142 64H140V65L142 66ZM33 65H34V64H33ZM117 65H118V64H117ZM140 65H139V66H140ZM156 65H157V64H156ZM87 66L89 67V65H87ZM87 66H86L85 68H87V69L90 70V67L88 68ZM101 66H102V64H101ZM101 66H100V67H101ZM146 66L144 65V69H145ZM149 66H148V67H149ZM151 66H152V68L158 67V65L155 66V67H154L153 65H151ZM165 66H166V65H165ZM165 66H163V67L166 68ZM177 66H178V65H177ZM179 66H180V65H179ZM181 66H182V65H181ZM181 66H180V67H181ZM35 67H36V65H35ZM35 67H33V69H34ZM73 67H74V66H73ZM81 67H78V66H77V68H79L80 70H81ZM83 67H82V69H83ZM94 67H95V66H94ZM108 67H109V66H108ZM114 67H117V66H114ZM118 67H119V65H118ZM124 67H125V66H124ZM124 67H123V68H124ZM167 67H168V65H167ZM242 67L244 68L245 66L242 65ZM85 68H84L83 70H85ZM95 68H96V67H95ZM101 68H102V67H101ZM101 68H100V69H101ZM110 68H111V67H110ZM121 68H122V67H121ZM126 68H127V67H126ZM126 68H125V70H126ZM136 68H137V67H136ZM141 68H142V67H141ZM149 68L151 69V67H149ZM158 68L163 69V68L161 67V65H160V67H158ZM158 68H156V69H158ZM177 68H178V67H177ZM243 68H242V70H243ZM36 69H37V68L34 69V74H35V76H37L35 79H36V82L38 81V83H39V80L41 81V78H42V77L40 78V77H39V74L36 75V73H35V71L37 72ZM43 69H45V67H44ZM87 69H86L85 71H86V72H89V74L91 75V72H90L91 70H90V71H87ZM91 69H92V68H91ZM112 69H113V68H112ZM146 69H147V68H146ZM161 69H159V70H161ZM173 69H174V68H173ZM179 69H180V68H179ZM179 69H177V70H179ZM71 70H72V69H71ZM80 70H79V71H80ZM83 70H81V71H83ZM113 70H114V69H113ZM142 70H143V69H142ZM153 70H154V69H153ZM153 70H151V71H153ZM165 70H168V69H165ZM174 70H175V69H174ZM47 71H48V69H47ZM68 71H69V70H68ZM73 71H74V69H73ZM73 71H71V72H73ZM77 71H78V70H76V72H77ZM92 71H94V70H92ZM97 71H98V70H97ZM134 71H135V70H134ZM134 71L132 70V72H134ZM138 71H139V70H138ZM146 71H147V72H150V70H149V71L146 70ZM146 71H145V72L143 71V72H144V73H147ZM161 71H162V70H161ZM163 71H164V70H163ZM179 71H180V70H179ZM244 71H246V72H247V71H248V72H251V70H248L247 67L245 68ZM76 72L74 71V74L72 73V74L74 75L73 77L76 76V75H75ZM141 72H142V71L140 70V73H141ZM155 72H156V71H155ZM155 72H154V73H155ZM157 72H158V70H157ZM190 72H191V71H190ZM44 73H46V71H45ZM67 73H68V72H67ZM79 73H81V72H79ZM79 73H76V74H79ZM84 73H85V72H84ZM95 73H96V72H95ZM95 73H93V75H94ZM97 73H100V72L98 71ZM128 73H129V72H128ZM128 73H126V75H127ZM151 73H152V72H151ZM154 73H152L151 76H153ZM159 73H160V72H159ZM251 73L253 74L254 72H251ZM49 74H50V73H49ZM72 74H71V75H72ZM115 74H116V73H115ZM118 74H119V73H118ZM121 74H122V73H121ZM131 74H132V73H131ZM136 74H137V73H136ZM142 74H143V73H142ZM156 74H157V73H156ZM43 75H45V74H42L41 76H43ZM84 75L86 76V74H84ZM84 75H83V76H84ZM97 75H98V74H97ZM126 75H124V76H126ZM129 75H130V74H129ZM129 75H128V76H129ZM146 75H147V74H146ZM148 75H150V73H148ZM158 75H159V74H158ZM49 76H51V75H49ZM49 76H48V77H49ZM54 76H55V75H52V77H54ZM79 76H80V77H77V76H76L77 78L75 77V79L77 80L78 78H82V77H83L82 74H81V75L79 74ZM113 76H114V75H113ZM116 76H117V75H116ZM119 76H122V75H119ZM134 76H135V75H134ZM134 76H133V78H134ZM136 76H137V75H136ZM156 76H157V75H156ZM159 76H160V75H159ZM21 77H22V76H21ZM38 77H39V79H37ZM43 77H44V76H43ZM46 77H47V75H46ZM48 77H47V78H48ZM52 77H50V78H52ZM73 77H72V78H73ZM91 77H92V76H91ZM97 77H98V76H97ZM117 77H118V76H117ZM126 77H127V76H126ZM126 77H124L125 80H126ZM144 77H145V75H144ZM144 77H143V78H144ZM154 77H155V75H154ZM255 77L258 78L257 76H255ZM17 78H18V77H17ZM72 78H71V79H72ZM89 78H90V77H89ZM89 78H88V73H87V79H89ZM94 78H95V80H96V77H94ZM98 78H99V77H98ZM114 78H116V77H114ZM136 78H137V77H136ZM141 78H142V77H141ZM147 78H148V79H147ZM147 78H145V82H144V83H147V82L149 81V79H151L150 76L147 77ZM161 78H163V77H161ZM183 78H184V77H182V79H183ZM52 79H53V78H52ZM54 79H55V78H54ZM139 79H140V78H139ZM146 79H147V82H146ZM158 79H159V78H158ZM15 80H17V79H15ZM15 80H14V81H15ZM20 80H21V79H20ZM25 80H26V79H25ZM82 80H83V79H82ZM99 80H101V78H99ZM113 80H114V79H113ZM151 80H152V79H151ZM153 80H154V78H153ZM153 80H152V81H153ZM156 80H157V78L155 79V83H156ZM184 80H185V78H184ZM259 80H260V79H259ZM259 80H257V81H259ZM18 81H19V80H18ZM51 81H52V80H51ZM72 81H73V80H72ZM80 81H81V80H80ZM80 81H79V82H80ZM84 81H85V79H84ZM84 81H83V82H84ZM87 81H88V80H87ZM89 81H91V79H89ZM93 81H94V80H93ZM111 81H112V80H111ZM119 81H120V78H119ZM139 81H140V82H141V81L143 82L144 80L141 79V80H139ZM152 81H151V82H152ZM26 82H27V81H26ZM26 82L24 83L25 85H26ZM52 82H53V81H52ZM54 82H55V81H54ZM99 82H101V81H99ZM112 82L114 83V81H112ZM127 82H128V81H127ZM140 82H139V83H140ZM149 82H150V81H149ZM183 82H184V81H183ZM183 82H182V83H183ZM27 83H28V82H27ZM38 83H37V84H38ZM41 83H42V82H40V84H41ZM85 83H86V81H85ZM93 83H94V82H93ZM95 83H97V81H96ZM119 83H120V82H119ZM125 83H126V82H125ZM130 83H131V82H130ZM17 84H18V83H17ZM40 84H38L37 87H38V86H41ZM88 84H89V82H88ZM99 84H100V83H99ZM99 84L97 83L98 86H99ZM103 84H104V82H103ZM110 84H111V83H110ZM123 84H124V83H123ZM132 84H133V83H132ZM147 84H148V83H147ZM149 84H152V83H149ZM25 85H24V86H25ZM29 85H30V84H28L26 87H23V88L26 89V88L29 87ZM97 85H96V86H97ZM105 85H106V84H105ZM142 85H143V84H142ZM142 85H141V86H142ZM12 86H13V85H12ZM16 86H17V85H16ZM83 86H84V84H83ZM100 86H102V85H100ZM106 86H107V85H106ZM114 86H116L115 83H114ZM136 86H137V85H136ZM30 87H31V86H30ZM84 87H85V86H84ZM86 87H87V84H86ZM90 87H91V86H90ZM103 87H104V86H103ZM109 87H110V86H109ZM118 87H119V86H118ZM123 87H124V86H123ZM125 87H126V86H125ZM134 87H135V85H134ZM138 87H139V85H138ZM138 87H137V89H138ZM144 87H145V85H144ZM3 88H4V87H3ZM19 88H21V87H18V89H19ZM23 88H21V89H23ZM99 88H100V87H99ZM101 88H102V87H101ZM110 88H111V87H110ZM113 88H114V87H113ZM182 88H183V87H182ZM186 88H187V87H186ZM186 88H183V89H186ZM21 89H20V91H21ZM37 89H39V90H37L39 93H40V90H41V95L44 94V93H43V92H44V91H43V90H44V87H43V86H41V88H37ZM85 89H86V88H85ZM85 89H84V90H85ZM91 89H92V91H94V90H93V86H92ZM104 89H105V88H104ZM139 89H140V88H139ZM139 89H138V93H139ZM141 89H142V88H141ZM178 89H179V88H178ZM178 89H177V90H178ZM29 90H30V89L28 88V91H29ZM84 90H83V91H84ZM89 90H90V89H89ZM106 90H107V89H106ZM110 90H111V89H110ZM175 90H176V89H175ZM20 91L18 90L17 93H21ZM28 91L26 90L25 95H28V94L30 93V92H28ZM31 91H32V89H31ZM42 91H43V92H42ZM87 91H88V88H87ZM100 91H101V90H100ZM113 91H114V90H113ZM140 91H141V90H140ZM185 91H186V90H185ZM11 92H13V91H11ZM22 92H25V91L23 90ZM85 92H86V91H85ZM94 92H95V91H94ZM96 92H97V91H96ZM107 92H108V91H107ZM132 92H133V91H132ZM87 93H88V94H90V93L92 94L93 92L90 91V92H87ZM102 93H105V92H102ZM180 93H181V91H180ZM180 93H179V94H180ZM185 93H186V92H185ZM11 94H12V93H11ZM14 94H15V93H14ZM93 94H94V93H93ZM96 94H97V93H96ZM131 94H132V93H131ZM136 94H137V92H136ZM179 94H178V96H179ZM181 94H182V93H181ZM181 94H180V95H181ZM183 94H184V93H183ZM261 94H262V91H261ZM21 95H22V94H21ZM23 95H24V94H23ZM41 95L39 94V96H41ZM86 95H87V94H86ZM99 95H100V93H99ZM102 95H103V94H102ZM109 95H110V94H109ZM113 95H114V93H113ZM174 95H175V94H174ZM176 95H177V94H176ZM184 95H185V94H184ZM39 96H38V98H39ZM91 96H92V95H91ZM114 96H116V95H114ZM117 96H118V95H117ZM129 96H130V95H129ZM11 97H12V96H11ZM19 97H20V94H19ZM22 97H23V96H22ZM29 97H31V95H29ZM32 97H33V96H32ZM41 97H42V96H41ZM41 97H40V99H41ZM95 97H96V96H95ZM107 97H108V95H107ZM176 97H177V96H176ZM260 97H263V99H264V95H263V96H260ZM26 98H27V99H26ZM43 98H44V97H43ZM83 98H85V97H83ZM177 98H178V97H177ZM17 99H18V98L14 99V100H17ZM20 99L22 100V98L20 97L17 101H19ZM25 99H26V100H25ZM25 99H24L25 101H23L22 103H24V102H26L27 100H29L28 97H26V96H25ZM40 99H39V100H40ZM95 100H96V99H95ZM261 100H262V99H261ZM31 101H32V100H31V98H30V101H28V104H29ZM20 102H21V101H20ZM26 103H27V102H26ZM42 103H43V100H42ZM44 103H45V101H44ZM44 103H43V104H44ZM119 103H120V102H119ZM119 103H118V105H120V104H121V106L124 105V102H122V101H121L120 104H119ZM28 104H27V106H28ZM30 104H31V103H30ZM126 104H127V103H126ZM128 104H129V103H128ZM24 105H25V103H24ZM31 105H32V104H31ZM31 105H29V106H31ZM32 107L34 108V106H32ZM32 107H31L30 110H32ZM115 107H117V106H115ZM130 107H131V106H130ZM28 108H30V107H28ZM117 108H118V107H117ZM126 108H127V107H126ZM114 109H115V108L113 107V111L115 112ZM33 111H35V109H33ZM116 111H117V110H116ZM35 113H36V111H35ZM112 113H113V112H112ZM117 113H118V111H117ZM117 113H116V114H117ZM121 113H122V112H121ZM124 113H125V112H124ZM34 115H35V114H34ZM37 115H39V114L37 113ZM122 115H123V114H122ZM122 115H121V116H122ZM35 116H36V115H35ZM39 116H40V115H39ZM39 116L34 117V119L29 120V122L27 121V122H28V125H29V128H28V129H29V132L32 131L30 134L34 133V136H35V137H34V136H33V137H34L35 139H36V134H35V133H36V132L38 133V131L40 132L41 129H42V127H43V125H44V124H43V120L41 119V116H40V117H39ZM50 116H51V115H50ZM69 116H70V115H69ZM72 116H73V115H72ZM116 116L118 117V115H116ZM125 116H126V115H125ZM51 117L54 118V115L51 116ZM70 117H71V116H70ZM70 117H69V118H70ZM119 118H120V120H121V117H119ZM50 119H51V118H50ZM66 119H68L67 116H66ZM66 119H65V120H66ZM71 119H72V118H71ZM82 119H83V118H82ZM122 119H123V118H122ZM124 119H125V118H124ZM124 119H123V121H124ZM52 120H53V119H52ZM78 120H79V119H78ZM71 121H73V120H71ZM123 121H122V122H123ZM66 122H67V121H66ZM77 122H80V120L77 121ZM84 122H85V121H84ZM49 123H50V121H49ZM51 123H52V121H51ZM56 123H57V122H56ZM75 123H76V121H75ZM196 123H197V122H196ZM68 124H70V123H68ZM71 124H72V122H71ZM71 124H70V125H71ZM73 124H74V123H73ZM73 124H72V125H73ZM194 124H195V121H194L193 124L191 123L192 126H194ZM199 124H200V123H199ZM55 125H56V124H55ZM57 125H58V124H57ZM61 125H62V124H61ZM61 125H60V126H61ZM74 125H75V124H74ZM74 125H73V126H74ZM81 125H82V124H81ZM195 125H196V126L192 127L191 129H193V128L196 129L197 127L201 128V127L203 126V125H201V127H200V126H198V124H195ZM205 125H208V124H204V126H205ZM209 125H210V124H209ZM60 126H58V127H60ZM73 126H72V127H73ZM185 126H188V125L184 124V128H186L185 130H184V128H182V126H181V128L183 129V131H185V133H186L187 135H188V134H189V135H190V134L192 135L193 130H191V129H189V128L187 129V127H185ZM189 126H190V125H189ZM204 126H203V127H204ZM26 127H28V126H26ZM56 127H57V126H56ZM64 127H65V126H64ZM75 127H76V126H75ZM77 127H78V126H77ZM124 127H126V126H124ZM137 127H138V126H137ZM190 127H191V126H190ZM206 127H207V126H205V129H206ZM211 127H212V126H211ZM211 127H210V128H211ZM43 128H44V127H43ZM68 128H69V127H68ZM208 128H209V127H208ZM208 128H207V129H208ZM210 128H209V129H210ZM217 128H218V127H217ZM66 129H67V128H66ZM71 129H72V128H71ZM71 129L69 128V130H68L69 135H70V130H71ZM76 129H77V128H76ZM30 130H31V131H30ZM58 130H59V128H58ZM130 130H131V129H130ZM132 130H133V129H132ZM197 130H198V129H197ZM33 131H35V132H33ZM49 131H50V130H49ZM136 131H137V129H136ZM209 131H210V130H209ZM209 131H208V132H209ZM29 132H28V130H27V133H29ZM42 132H43V130H42ZM56 132H57V131H56ZM72 132H73V131H72ZM127 132H128V131H127ZM194 132H195V131H194ZM204 132H205V131H204ZM211 132H212V131H211ZM43 133H44V132H43ZM53 133H54V132H51L52 136H53ZM135 133H136V132H135ZM137 133H138V131H137ZM177 133H178V132H177ZM177 133H176V134H177ZM195 133H197V132H195ZM217 133H218V132H217ZM39 134H40V133H39ZM39 134H38V135H39ZM51 134H49V135H51ZM57 134H58V133H57ZM57 134H55V135H57ZM179 134H181V133L179 132ZM219 134H220V133H219ZM32 135H33V134H32ZM38 135H37V136H38ZM41 135H42V134H41ZM41 135H39V136H41ZM131 135H133V134L131 133ZM207 135H208V134H207ZM213 135H214V134H213ZM216 135L218 136V134H216ZM57 136H58V135H57ZM129 136H130V133H129ZM214 136H215V135H214ZM42 137H44V136L42 135ZM42 137H41V138H42ZM49 137H50V136H49ZM53 137H54V136H53ZM133 137H134V136H133ZM136 137H139V136L137 135ZM209 137H210V136H209ZM215 137H216V136H215ZM34 138H33V139H34ZM39 138H40V137H39ZM41 138H40V139H41ZM50 138H51V137H50ZM50 138H49V139H50ZM55 138H56V137H55ZM206 138H207V137H206ZM206 138H204V139H206ZM230 138H231V137H230ZM35 139H34V140H35ZM47 139H48V138H47ZM68 139H69V138H68ZM128 139H129V138H128ZM135 139H136V138H135ZM139 139H140V137H139ZM41 140H43V139H41ZM50 140L52 141L53 138L50 139ZM50 140H48V143H49V144L51 143V145H52V142H53L55 139H54L52 142H49ZM129 140H131V139H129ZM137 140H138V139H137ZM206 140H209V139H206ZM206 140H205V141H206ZM132 141H134V139H133ZM143 141H144V140H143ZM39 142H40V140H39ZM57 142H58V141H57ZM144 142H145V141H144ZM195 142H196V141H195ZM46 143H47V142H46ZM48 143H47V145H48ZM132 143H133V142H132ZM39 144H40V143H39ZM54 144H57V143L54 142L53 145H54ZM141 144H142V143H141ZM218 144H219V143H218ZM51 145H50V147L53 148ZM134 145H135V144H134ZM137 145H138V144H137ZM145 145H148V144H145ZM164 145H165V144H164ZM56 146H57V145H56ZM166 146H167V145H166ZM163 147L165 148V146H163ZM48 148H49V145H48ZM54 148H55V147H54ZM56 148H57V147H56ZM143 148H144V147H143ZM153 148H154V147H153ZM149 149H151V148H149ZM155 150H156V149H155ZM49 151H50V150H48V152H49ZM157 151H158V149H157ZM152 152H153V151H152ZM153 153H155V151H154ZM163 153L165 154V152H163ZM145 154H146V153H145ZM161 154H162V153H161ZM166 154H167V153H166ZM155 156H156V155H155ZM160 156H161V155H160ZM162 156H163V154H162ZM169 156H172V155H169ZM98 157H99V156H98ZM153 158H154V157H153ZM163 158H164V156H163ZM171 158H173V157H171ZM149 159H150V158H149ZM151 159H152V158H151ZM167 159H168V158H166V160H167ZM171 160H172V159H171ZM150 161H152V160H150ZM150 161L147 163V166H148L149 163H151ZM154 161H155V160H154ZM154 161H153V162H154ZM172 161H173V160H172ZM161 162H162V161H161ZM165 162H166V161H165ZM127 164H128V163H127ZM154 164H156V163H154ZM157 164H158V162H157ZM163 164H166V163H163ZM91 165H92V164H91ZM104 165H105V164H104ZM104 165H103V166H104ZM125 166H126V165H125ZM127 166H128V165H127ZM154 166H155V165H154ZM154 166H153V167H154ZM164 166H165V165H164ZM107 167H108V166H107ZM131 167H133V166H131ZM148 167H149V166H148ZM153 167H150V169L153 168ZM158 167H159V166H158ZM160 167H162V165H161ZM202 167H203V166H202ZM105 168H106V166H105ZM111 168H112V167H111ZM154 168H155V167H154ZM156 168H157V167H156ZM128 169H130V168H128ZM146 169H148V168H146ZM15 171H16V170H15ZM110 171H111V169H110ZM110 171H108V172H110ZM120 172H121V171H120ZM1 173H2V172H1ZM17 173H18V171H17ZM17 173H16V175H17ZM106 173H107V172H106ZM111 173H112V172H111ZM114 173H115V172H114ZM19 174H20V172H19ZM122 174H124V173H122ZM122 174L120 173V175H122ZM16 175H15V176H16ZM20 175H21V174H20ZM41 175H42V174H41ZM101 175H102V174H101ZM112 175H113V174H112ZM112 175L104 174V175L101 177V178L103 179V181H102V179H100V177H98V180H101V182L103 183V184H101V185H102V186H101V189H110V188H108L107 186H108V185L111 186L114 182H115V183H118V184L120 183V186L117 184L118 187H119V189H120V187H121V182L126 181L127 183H129V184L131 185V182H130L128 179H123V177H122L123 175H122V176H118L119 174H118L117 176H116V174L113 175V176H112ZM124 175H125V174H124ZM4 176H5V175H3V177H4ZM94 176H95V175H94ZM98 176H99V175H98ZM126 176H127V175H125L124 178H125ZM17 177H18V175H17ZM169 177H170V176H169ZM1 178H2V177H1V175H0V180H1ZM21 178L23 179V176H22V175H21ZM19 179H20V177H19ZM19 179H18V180H19ZM26 179H27V178H26ZM26 179H25V181H26ZM212 179L214 180V178H212ZM2 180H4V178H2ZM2 180H1V182H2ZM23 180H24V179H23ZM98 180H96L97 183H96V182H95V183H96L97 186L100 188V186L98 185V184H100V183H98V182H99ZM123 180H124V181H123ZM5 181H6V180H5ZM19 181H20V180H19ZM43 181H44V180H43ZM128 181H129V182H128ZM110 182H112V183H110ZM215 182L217 183V180H216ZM3 183H4V184H2V185H3V187H4V185H5L6 183H5L4 181H3ZM7 183H8V182H7ZM28 183H29V182H28ZM28 183H27V184H28ZM43 183H44V182H43ZM95 183H94V184H95ZM115 183H114V185H115ZM127 183H126V184H127ZM210 183H211V182H210ZM213 183H214V181H213ZM85 184H86V183H85ZM126 184L123 183L122 185H126ZM218 184H219V183H218ZM30 185H31V184H30ZM91 185H92V184H91ZM114 185H113V187H115ZM130 185H129V186H130ZM133 185H134V183H133ZM5 186H6V185H5ZM7 186H8V185H7ZM84 186H85V185H84ZM93 186H94V185H93ZM110 186H109V187H110ZM3 187H2V188H3ZM28 187H29V186H28ZM86 187H87V186H86ZM91 187H92V186H91ZM111 187H112V186H111ZM116 187H117V186H116ZM133 187H134V186H133ZM2 188H1V189H2ZM7 188H8V187H7ZM92 188H93V187H92ZM125 188H126V187H125ZM3 189H6V188H3ZM8 190H9V189H8ZM97 190H98V189H97ZM111 190H112V188H111ZM113 190H114V189H113ZM120 190L124 192L125 189L122 190V187H121ZM126 190H127V189H126ZM3 191L5 192V191H7V190H3ZM10 191H12V195H11V193H9L8 191H7V193H9V196H10V195H11V196H14V198H15L14 205H16V207H17L16 210H17V211H16L15 213H11V215L13 214V216H14V217L12 216V218L9 217V218H6V219H5V217H4V218H3V217H0V219H2V220L4 219V220H5V221H4V220H3V221L0 220V221H1V225H2V233H3L4 235H6V236H9V237H8V240H10V239L12 238L11 241H13V244H14V242H16V245H15V246L19 245V247L21 248V247H22L21 245L23 244L24 248L26 247V249H27V247H29V245H30V244H29L28 231L26 230V228H25V227L22 225V223L20 222V219H19L20 217H19V215H18V212H20L19 210H20L21 207H22V203H23L24 197L22 196V193H21L18 189H16V188H11ZM69 191H70V190H69ZM114 191H116V190H114ZM121 191H120V192H121ZM129 191H130V188H129ZM4 192H3V193H4ZM73 192H74V191H73ZM92 192H93V191H92ZM99 192H100V191H99ZM101 192H102V191H101ZM103 192H105V191H103ZM106 192H107V191H106ZM110 192H113V191H110ZM110 192H109V193H110ZM127 192H128V190H127ZM137 192H138V191H137ZM64 193H65V192H64ZM73 194H74V193H73ZM99 194H100V193H99ZM107 194H108V193H107ZM107 194L104 193V195H107ZM117 194H118V193H117ZM100 195H101V194H100ZM113 195H114V194H113ZM113 195H112V196H113ZM118 196H119V195H118ZM121 196H123V195H121ZM73 197H74V196H73ZM115 197H116V196H115ZM119 197H120V196H119ZM14 198H13V200H14ZM111 198H112V197H111ZM116 198H117V197H116ZM116 198H115V199H116ZM149 198H150V197H149ZM194 198H195V197H194ZM87 199H88V197H87ZM124 199H125V198H124ZM108 200H109V199H108ZM108 200H107V201H108ZM113 200H114V198L112 199V201H113ZM138 200H139V202H141V199H140V198L137 199V202H138ZM79 201H80V200H79ZM88 201H89V200H88ZM107 201H106V197L103 196V197L101 198V201H100L98 204H96V210L99 211V212H102L103 214H104V212L106 211V209H108V211H109V207L106 206ZM112 201H111V203H112ZM128 201H130V200L128 199ZM132 202H133V200H132ZM86 203H87V202H86ZM108 203H110V202H108ZM134 203H135V201H134ZM84 204H85V203H84ZM130 204H131V203H130ZM216 204H217V203H216ZM216 204H215V205H216ZM221 204H222V203H221ZM88 205H89V204H88ZM88 205H86V206H88ZM107 205H110V204H107ZM111 206H112V204H111ZM120 206H121V205H120ZM122 206H123V205H122ZM91 207H92V206H91ZM112 207H113V206H112ZM112 207H111V208H112ZM115 207H116V205H114V208H115ZM93 208L95 209V206H94ZM93 208H92V209H93ZM117 208H118V207H117ZM121 208H122V207H121ZM207 208H208V207H207ZM86 209L88 210V207H87ZM89 209H90V208H89ZM115 209H116V208H115ZM112 210H113V209H111L110 211H112ZM117 210H118V209H117ZM119 210H120V209H119ZM121 210H122V209H121ZM126 210H128V209L126 208ZM124 211H125V209H124ZM138 211H139V210H138ZM87 212H88V211H87ZM94 212H95V211H94ZM99 212H97V213L99 214ZM114 212H115V211H114ZM114 212H111V213H114ZM116 212H118V211H116ZM89 213H90V212H89ZM97 213H96V214H97ZM102 213H101V214H102ZM106 213H108V212L106 211ZM129 213H130V212H129ZM136 213H137V212H136ZM142 213H143V212H142ZM101 214H99V216H100ZM130 214H131V213H130ZM143 214H144V213H143ZM124 215H125V214H124ZM140 215H141V214H140ZM104 216H106V214H104ZM107 216H110V215H107ZM124 217H125V216H124ZM124 217H123V218H124ZM127 217H128V216H127ZM127 217H126L125 219H123V220H126V221H124L125 224H126V222L129 220V219L127 220ZM97 218H98V217H97ZM97 218H96V219H97ZM100 218H102V217H100ZM105 218H108V220L110 219L109 217H105ZM105 218H103V219L106 220ZM116 218H117V217H115V219H116ZM151 218H152V217H151ZM98 219H99V218H98ZM103 219H102V220L99 219V220L103 221ZM153 219H154V218H153ZM110 220H111V219H110ZM112 220H114V219H112ZM118 220L120 221L121 219L119 218ZM118 220H117V222H118ZM123 220H122V221H123ZM122 221H120V222H122ZM55 222H56V221H54V222H52V224L46 226V227L44 228V230L39 234V236H38V240H37V241H38V242H37V243H38L37 257H36V260H35L34 264H40V263H41V264H43V263L45 264V262L48 261V259H46V258H49V259L51 258V259H52L51 262H52V261L55 262L56 260L60 261V262H58V264H66V263H71V264H73V263H74V264H117V263H118V264H120L123 255L125 254V252L128 251L129 248L132 249V252H133V253L139 248V246H138L139 244H138V245H134V244H135L136 242L140 241L141 239H142V240H141V243L145 241L144 243H146L147 246H146V245H144V246L149 247V248H147V249H149V252H150V251L152 252L151 254L149 253L150 255H152V254L154 253L155 249H158V248H159V247H158V244H156V243H157L158 241L160 242V239H163V240L161 241L162 243L164 242V243H163V247H162V246H161V247L164 248V246H166L165 253L162 254V253L160 252V253L162 254V255H160V253H159L160 256H154V255H153L152 257H150L149 255H147V257L150 258V259L148 260V262H146L147 264H238V262L236 263V260H234L233 255H232L230 252H227L224 248H221V247L215 246V244H214V243L212 244V242H210V241H207V243L202 242L203 239H201V238H203V237L206 236V235L203 236L204 233L201 235L202 237L200 236L201 232H200V234H199V233H198V234H197V233H196V234H195V233H194V234H191V233L189 232L190 235H188V233H187V231H186V227H185V225L182 226V228H181V230H180L179 232H175L173 229H170L169 226L166 225V224H164V223H162V225H160V226H159V224H157V225L161 228V231H162V232H161V231H158V232H161V233L158 235L157 232L155 231V227H154L156 224L154 223L155 225H153V227L150 226V224H149V225H147V226L149 227V230H148L149 233L145 236V238H142V236H141V232H140V231H137V230H133L134 227L131 229V228H130V225H127V224L125 225V224L123 223V225H125V226H123V227L121 228V227H119L120 225L118 224L119 226H116V228L119 227V229L121 228L122 231H120V232L118 233L117 231H115V230H117V229L115 228V226H113V228H114L113 230L115 231V233L117 232L118 234H114V236H112L113 234H111V232H109V235L111 234V236H112V237L109 236V237H111V239H110V243H109L108 245H106L105 249H103V248H96V247L92 246V244H91V246H85V247H83V248H82V247H78V246H77V248H76V247H74V248H73V247H72V248H68V247H67V248H66V247L64 246V242H66V241H63V238H61V236H59V233L57 232V228H58V226L56 225ZM104 222H105V221H104ZM117 222H115V223L117 224ZM107 223H108V222H107ZM128 223H129V222H128ZM130 223H132V222H130ZM110 224H111V223H110ZM113 224H114V223H113ZM116 224H115V225H116ZM132 225H133V224H132ZM132 225H131V227H132ZM151 225H152V223H151ZM121 226H122V223H121ZM153 228H154V229H153ZM160 228H158V229H160ZM106 229H107V228H106ZM107 230H108V229H107ZM110 231H111V230H110ZM106 233H107V232H106ZM113 233H114V232H113ZM209 233H210V232H209ZM215 234H216V233H215ZM105 235H107V234H105ZM212 235H213V234H212ZM158 236H160L159 240L157 239ZM161 236H162V238H161ZM207 236H208V235H207ZM209 236L212 237L211 235H209ZM109 237H108V240H109ZM180 237L185 238L186 240L184 239V240H182V242L185 241L186 244H188V245L185 244L186 246H185V247H182V246H184V244H183V243H179V242L177 241V245H178V244H181V245L183 244L182 246H181V245H178L179 247L177 246L178 248L181 247L180 249H182L181 251H183V254L180 253L181 251H180L179 249H178V250H179L180 252H178L177 250H175V244H173V243L176 242L175 239L180 238ZM210 237H208V239H214L213 237H212V238H210ZM6 238H7V237H6ZM216 238H217V237H216ZM64 239H65V238H64ZM124 239H125V240H124ZM206 239H207V238H206ZM206 239L204 238L205 241H206ZM177 240H179V239H177ZM180 240H181V239H180ZM180 240H179V241H180ZM0 243H1V242H0ZM10 243H11V242H10ZM17 243H18V244H17ZM73 243H74V242H73ZM13 244H12V245H13ZM65 244H66V243H65ZM75 244H76V243H75ZM159 244H160V243H159ZM164 244H165V245H164ZM217 244H218V243H217ZM217 244H216V245H217ZM73 245H74V244H73ZM83 245H84V244H83ZM160 245H161V244H160ZM160 245H159V246H160ZM219 245H220V244H219ZM0 246H1V244H0ZM80 246H81V245H80ZM141 246H142V245H141ZM144 246H143V247H144ZM2 247H3V246H1V248H2ZM61 247L64 248L65 250H68V252H67V254H66L65 256H64V255L62 256V255L59 253V249H61ZM143 247H141V249H143ZM17 248H18V246H17ZM20 248H18V249L21 250ZM47 248L50 249V251H48ZM162 248H161V249H162ZM235 248H236V247H235ZM18 249H17V251H19ZM44 249H45V250L47 249V251H45ZM51 249H52V250H51ZM64 249H63V250H64ZM133 249H134L135 251H133ZM147 249H146V250H147ZM159 249H160V248H159ZM159 249H158V250H159ZM22 250H23V249H22ZM22 250H21V251H22ZM27 250H28V249H27ZM63 250H62V251H63ZM129 250H130V249H129ZM144 250H145V248H144ZM158 250H157V251H158ZM25 251H26V250H25ZM161 251H162V250H161ZM140 252H141V251H140ZM145 252H148V251H145ZM155 252H156V251H155ZM162 252H163V251H162ZM176 252H177V253H176ZM20 253H21V252H20ZM23 253H24V252H23ZM23 253H22V254H23ZM58 253H59L60 255H59ZM65 253H66V252H65ZM135 253H136V252H135ZM156 253H157V252H156ZM179 253L182 254V256H181V255H179V256L184 257V258H183L184 262H181V261L179 260V257L177 256V254H179ZM18 254H19V253H18ZM63 254H64V252H63ZM146 254H148V253H146ZM24 255H25V253H24ZM156 255H157V254H156ZM236 255H238V254H236ZM19 256L21 257L22 255L20 254ZM59 256H60V257H59ZM24 257H26V255H25ZM24 257H23V258H24ZM57 257H58L59 259H58ZM181 257H180V259H181ZM21 258H22V257H21ZM55 258H56V260H55ZM144 258H145V257H144ZM53 259H54L55 261H54ZM128 259H129V258H128ZM128 259L124 258V260H126V261H127ZM24 260H25V258H24ZM24 260H23V261H24ZM46 260H47V261H46ZM181 260H182V259H181ZM23 261H22V262H23ZM42 261H44V262L42 263ZM129 261H130V260H129ZM129 261H128V262H129ZM132 261H133V260H132ZM132 261H131V262H132ZM53 262H52V263H53ZM56 262H57V261H56ZM122 262H123V261H122ZM124 262H125V261H124ZM137 262H138V261H137ZM142 262H143V261H142ZM47 263H48V262H47ZM52 263L49 262L48 264H52ZM240 263H241V262H240ZM53 264H55V263H53ZM122 264H123V263H122ZM132 264H133V263H132ZM135 264H136V263H135ZM137 264H140V263H137ZM244 264H245V263H244Z\"/></svg>",
  "mask_w": 264,
  "mask_h": 264
}]
</instances>
